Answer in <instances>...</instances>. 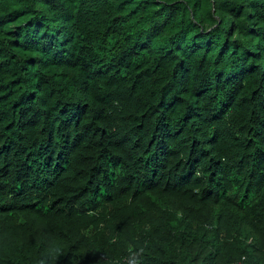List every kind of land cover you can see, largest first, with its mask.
<instances>
[{"label":"trees","instance_id":"1","mask_svg":"<svg viewBox=\"0 0 264 264\" xmlns=\"http://www.w3.org/2000/svg\"><path fill=\"white\" fill-rule=\"evenodd\" d=\"M0 264H264V0H0Z\"/></svg>","mask_w":264,"mask_h":264}]
</instances>
